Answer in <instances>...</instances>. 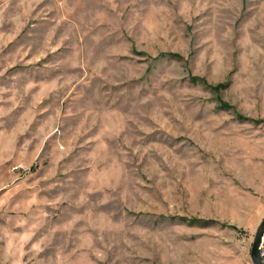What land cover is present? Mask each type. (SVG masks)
Here are the masks:
<instances>
[{
    "label": "rangeland",
    "instance_id": "obj_1",
    "mask_svg": "<svg viewBox=\"0 0 264 264\" xmlns=\"http://www.w3.org/2000/svg\"><path fill=\"white\" fill-rule=\"evenodd\" d=\"M260 210L264 0H0V264H253Z\"/></svg>",
    "mask_w": 264,
    "mask_h": 264
},
{
    "label": "water",
    "instance_id": "obj_2",
    "mask_svg": "<svg viewBox=\"0 0 264 264\" xmlns=\"http://www.w3.org/2000/svg\"><path fill=\"white\" fill-rule=\"evenodd\" d=\"M263 236H264V219L257 229L251 249V261L253 264H263L260 258V251H259Z\"/></svg>",
    "mask_w": 264,
    "mask_h": 264
},
{
    "label": "built area",
    "instance_id": "obj_3",
    "mask_svg": "<svg viewBox=\"0 0 264 264\" xmlns=\"http://www.w3.org/2000/svg\"><path fill=\"white\" fill-rule=\"evenodd\" d=\"M259 251H260V258H261V260H262V262L264 264V236L262 238V242H261Z\"/></svg>",
    "mask_w": 264,
    "mask_h": 264
},
{
    "label": "crops",
    "instance_id": "obj_4",
    "mask_svg": "<svg viewBox=\"0 0 264 264\" xmlns=\"http://www.w3.org/2000/svg\"><path fill=\"white\" fill-rule=\"evenodd\" d=\"M262 218L264 217V212L260 210ZM259 224V223H258Z\"/></svg>",
    "mask_w": 264,
    "mask_h": 264
},
{
    "label": "trees",
    "instance_id": "obj_5",
    "mask_svg": "<svg viewBox=\"0 0 264 264\" xmlns=\"http://www.w3.org/2000/svg\"><path fill=\"white\" fill-rule=\"evenodd\" d=\"M226 106V105H225Z\"/></svg>",
    "mask_w": 264,
    "mask_h": 264
}]
</instances>
